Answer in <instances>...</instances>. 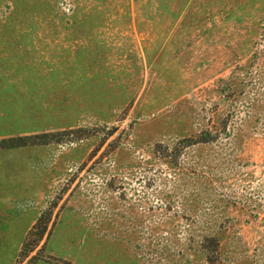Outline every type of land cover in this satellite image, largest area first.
I'll return each mask as SVG.
<instances>
[{
	"label": "rangeland",
	"instance_id": "obj_1",
	"mask_svg": "<svg viewBox=\"0 0 264 264\" xmlns=\"http://www.w3.org/2000/svg\"><path fill=\"white\" fill-rule=\"evenodd\" d=\"M0 0V264H264V0Z\"/></svg>",
	"mask_w": 264,
	"mask_h": 264
},
{
	"label": "trees",
	"instance_id": "obj_2",
	"mask_svg": "<svg viewBox=\"0 0 264 264\" xmlns=\"http://www.w3.org/2000/svg\"><path fill=\"white\" fill-rule=\"evenodd\" d=\"M189 0H176V9H174L171 13L172 15L174 16V18H177L179 17L184 8L186 7L187 3H188Z\"/></svg>",
	"mask_w": 264,
	"mask_h": 264
}]
</instances>
